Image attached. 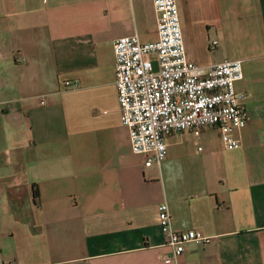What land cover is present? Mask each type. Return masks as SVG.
<instances>
[{
  "label": "crops",
  "instance_id": "1",
  "mask_svg": "<svg viewBox=\"0 0 264 264\" xmlns=\"http://www.w3.org/2000/svg\"><path fill=\"white\" fill-rule=\"evenodd\" d=\"M176 3L189 61L242 63L250 122L238 149L207 128L145 168L119 121L113 45L157 40L152 0H0V264H264V0ZM161 204L211 244L170 260Z\"/></svg>",
  "mask_w": 264,
  "mask_h": 264
},
{
  "label": "built area",
  "instance_id": "2",
  "mask_svg": "<svg viewBox=\"0 0 264 264\" xmlns=\"http://www.w3.org/2000/svg\"><path fill=\"white\" fill-rule=\"evenodd\" d=\"M152 4L157 40L142 43L134 35L113 45L119 121L128 130L132 153L143 157L145 168L160 166L167 157L169 137L188 133L198 139L207 128L218 132L226 150L240 148L235 134L250 122L245 94L236 89L243 79L242 63L202 67L189 61L176 0H152ZM216 45L214 41L212 46ZM78 87L64 83L66 90ZM158 223L172 261L186 245L207 246L213 240L195 230L174 231L166 204L158 207Z\"/></svg>",
  "mask_w": 264,
  "mask_h": 264
},
{
  "label": "trees",
  "instance_id": "3",
  "mask_svg": "<svg viewBox=\"0 0 264 264\" xmlns=\"http://www.w3.org/2000/svg\"><path fill=\"white\" fill-rule=\"evenodd\" d=\"M33 197H34L35 200L38 198V193H37V191H35V192L33 193Z\"/></svg>",
  "mask_w": 264,
  "mask_h": 264
},
{
  "label": "rangeland",
  "instance_id": "4",
  "mask_svg": "<svg viewBox=\"0 0 264 264\" xmlns=\"http://www.w3.org/2000/svg\"><path fill=\"white\" fill-rule=\"evenodd\" d=\"M153 68H154V70L156 69V63L155 62L153 63Z\"/></svg>",
  "mask_w": 264,
  "mask_h": 264
}]
</instances>
